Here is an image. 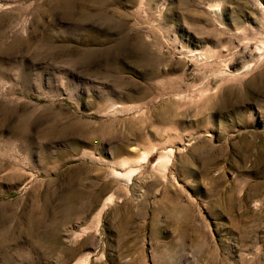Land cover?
I'll return each instance as SVG.
<instances>
[{"label":"rangeland","instance_id":"1","mask_svg":"<svg viewBox=\"0 0 264 264\" xmlns=\"http://www.w3.org/2000/svg\"><path fill=\"white\" fill-rule=\"evenodd\" d=\"M257 44L264 0H0V264H264Z\"/></svg>","mask_w":264,"mask_h":264},{"label":"bare ground","instance_id":"2","mask_svg":"<svg viewBox=\"0 0 264 264\" xmlns=\"http://www.w3.org/2000/svg\"><path fill=\"white\" fill-rule=\"evenodd\" d=\"M256 46V47H255ZM254 46V52L257 54V55H259V57L261 56H264V45H262V44H257V45H255ZM253 49V48H252ZM253 52V51H252ZM253 52V53H254ZM161 159H166V156H163V157H161Z\"/></svg>","mask_w":264,"mask_h":264}]
</instances>
